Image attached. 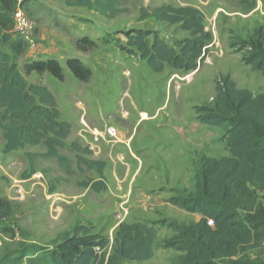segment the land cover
I'll use <instances>...</instances> for the list:
<instances>
[{
	"label": "rangeland",
	"instance_id": "374dc122",
	"mask_svg": "<svg viewBox=\"0 0 264 264\" xmlns=\"http://www.w3.org/2000/svg\"><path fill=\"white\" fill-rule=\"evenodd\" d=\"M112 1L114 16L99 15L95 8L77 7L63 0L21 1L22 11L35 29L24 40L25 52L16 57L17 69L27 82L46 87L56 99L60 120L72 124L69 123L71 131L65 147L59 149V156L68 162L45 157L43 145L4 154L0 130V198L12 206L10 215L0 219V264H50L47 251L78 227L89 228L90 233L94 230L107 238L110 253L117 224L129 220L125 219L128 214L117 219L127 210L119 205L124 200L121 195L127 192L131 178L139 170L134 186L148 191L146 195L152 200L145 202L154 207V214L159 215L156 219L192 225V216L159 201L166 203L164 197L174 196L170 188L181 183H186L187 188L180 194L193 189L195 164L200 159L196 155L213 159L227 156L224 144L218 141L227 127L200 124L193 107L211 105L215 80L224 76L230 77L236 89L247 90L254 96L264 93V78L242 64V51L230 46L239 39L248 40L255 28L264 27V0H256L252 9H244L235 0ZM163 6L193 7L205 17V28L212 41L205 61L194 72L177 73L166 67L164 73H154L146 61L135 55V49L127 46L124 34L132 30L157 34L172 46L187 37L178 26L154 18L141 20L143 10L150 13ZM13 33V29L0 30L1 51L10 53ZM81 37L92 40L95 47L88 52L78 51L75 40ZM46 50L50 53H42ZM41 57L53 58L61 64L62 82L47 73L24 74V65ZM70 58L79 59L90 69L87 83L75 80L65 67ZM174 83L179 89H175ZM131 99L135 108L130 105ZM125 112L128 117L123 119L121 114ZM91 119L106 122L119 133L126 121L133 138L128 148L124 143L114 147H117L114 156H122L123 161L115 158L116 165L107 169L113 191L94 193L85 188L84 183L99 176L95 170L79 165L76 154L69 148L73 142L85 148L83 138L88 141L87 133L95 130L89 128ZM146 148L149 150L138 152ZM86 158L97 159L92 152ZM113 167L116 173L122 167L131 169L125 183L114 184ZM258 203L264 208V193L258 194ZM158 228L154 258L142 264H180L183 254L164 247V242L175 237L176 232L164 226ZM243 258L253 263L264 262V242L244 253Z\"/></svg>",
	"mask_w": 264,
	"mask_h": 264
},
{
	"label": "trees",
	"instance_id": "16d2710c",
	"mask_svg": "<svg viewBox=\"0 0 264 264\" xmlns=\"http://www.w3.org/2000/svg\"><path fill=\"white\" fill-rule=\"evenodd\" d=\"M77 7L95 8L99 15L114 16L112 0H63ZM244 9H252L256 0H235ZM15 8L13 0H0V30L11 31L13 22L9 13ZM154 18L170 26H178L187 34L169 45L157 34L145 30H132L124 34L127 46L146 61L154 73L166 67L181 72L198 68L208 54L212 41L205 31V17L193 7L163 6L150 13L143 10L141 20ZM152 36V41L149 37ZM10 53L0 50V130L4 141L3 153L10 154L26 146L43 145L44 156L68 162L59 156L65 147L71 125L60 120L54 95L44 86L26 81L16 65V57L26 50L25 41L13 33ZM231 48L242 51L240 62L264 78V28L252 31L248 40L239 39ZM80 52H88L95 43L87 37L75 40ZM72 77L87 83L91 71L79 59L64 63ZM26 76L31 73L49 74L62 82L61 64L53 58H38L23 67ZM215 95L211 105L193 107L196 121L211 127L227 129L218 141L224 144L227 156L219 159L201 157L195 164L194 191L166 200L170 206L187 213L200 215L190 226L162 219L157 222L121 223L110 243L101 235H93L86 227L75 228L48 252L50 264H124L145 262L153 257L156 226L168 227L175 237L164 242L183 254L180 264H264L249 262L244 253L264 242V208L258 203V194L264 193V93L256 96L247 90L236 89L228 76L215 80ZM76 154L79 165L95 170L99 179L84 183L94 193L106 190L103 170L105 164L86 158L91 153L76 142L69 146ZM11 204L0 198V219L10 215ZM212 221L213 225H207Z\"/></svg>",
	"mask_w": 264,
	"mask_h": 264
},
{
	"label": "crops",
	"instance_id": "0c3cea01",
	"mask_svg": "<svg viewBox=\"0 0 264 264\" xmlns=\"http://www.w3.org/2000/svg\"><path fill=\"white\" fill-rule=\"evenodd\" d=\"M202 12V11H201ZM42 53H50L49 51H44ZM52 53V52H51ZM170 69V68H169ZM171 71L173 72H181V71H175V70H172ZM164 73V72H163ZM213 94H215V91H213ZM130 105H132L133 108H135V105L131 99L130 101ZM122 111V109H121ZM122 116H124L123 119L127 118V113L125 112V114H121ZM120 116V114H119ZM61 117H62V113H61ZM116 118L119 120V117L116 116ZM142 118H145V115H142ZM122 119V118H121ZM120 119V120H121ZM125 122V126L122 127V130L121 132L119 133L120 134V140L122 143H124V145L126 146V148H128V145L130 146L133 142V138L131 135H129V132H128V126H127V122ZM70 124H72V121L69 122ZM90 125V124H89ZM108 124H106V122H102V121H96L94 119H91V125L89 128H93L95 129L96 131L97 130H102L103 128L107 127ZM95 130H92V131H95ZM90 133H87V137H88V141L91 140V132ZM75 136H77V134L75 133ZM70 137V136H69ZM68 137V138H69ZM67 138V140H68ZM67 140L65 142H67ZM118 146V145H117ZM119 146H122L121 144ZM118 146V147H119ZM36 147V146H35ZM117 148V147H116ZM116 148H112L111 146L109 145H106L104 143L102 144H99L98 146V152L97 153H94V155L97 157V159L95 161H100L102 163L105 164V168L103 170V176H104V183H105V186H106V190L107 191H111L112 189H110L109 187V182H108V174H107V169L110 168L109 166H111L113 164V166L116 165V162H115V158L117 160V155L114 156L115 152L114 151H117ZM130 149V148H129ZM146 150H149L148 148L146 149H142V150H139L138 152L142 153V151H146ZM14 153V152H13ZM12 154V153H10ZM133 155V157L137 158L136 155L134 153H131ZM199 156L200 158L201 157H206L205 155H196V157ZM114 157V158H113ZM209 158V157H208ZM138 159V158H137ZM195 159V158H194ZM106 160V161H104ZM194 161V160H193ZM122 168H125V167H122ZM122 168H120V173H116L114 171V167H113V170H112V179L114 181V184L116 185L118 182L119 184H123L125 183L128 178H129V174H130V168H126V170H123ZM140 173V170L138 172V174ZM138 174H136L135 178H131L130 180V183H129V188L127 190V192L123 195H121V198H124V200L119 204L120 206H126L127 208V212H128V216L125 217V219H129L127 222H122V223H126V224H133V223H138V222H144V221H147L146 223H151V222H157L159 220L156 219L157 216H159L158 214H154L155 210H154V207H150L146 204L145 200H152L151 197L147 196L146 195V192H148L147 190L141 188V187H135L134 184H135V179L138 177ZM193 176V175H192ZM98 180V179H96ZM95 180V181H96ZM186 183H181L180 185L178 186H174V187H168L170 188L171 190L172 189H176L178 190L179 192H183L186 190ZM118 187V185H117ZM121 187V186H120ZM192 187V186H191ZM116 188V187H115ZM113 191V190H112ZM115 191V190H114ZM122 190L120 189V192ZM194 191V187L192 190H189L188 193H192ZM134 197V198H133ZM165 201L169 198H171V196H166L164 197ZM162 201V200H161ZM160 202V204L162 205H166L167 203H163V202ZM169 205V204H168ZM185 212V211H184ZM161 214V213H160ZM186 214H189L190 216H192V221H193V224L197 223L199 220H200V215L198 214H190V213H187ZM121 223L117 224V229H118V226L120 225ZM192 224V225H193ZM80 226V225H78ZM159 226H156L155 229H156V237L158 235V233L160 232ZM115 231V233H116ZM91 234L93 235H97L99 233L95 232L94 230H92ZM100 235V234H99ZM156 240V238H155ZM154 240V242H155ZM60 241V240H59ZM153 242V244H154ZM154 258V252H153V257L148 260V261H145V262H135V263H139V264H142V263H147L149 261H151L152 259Z\"/></svg>",
	"mask_w": 264,
	"mask_h": 264
},
{
	"label": "built area",
	"instance_id": "2783aa9c",
	"mask_svg": "<svg viewBox=\"0 0 264 264\" xmlns=\"http://www.w3.org/2000/svg\"><path fill=\"white\" fill-rule=\"evenodd\" d=\"M15 3V8L13 10L11 19L13 22V32L15 35H18L23 40H28L32 34V32L35 29V24L28 19V17L24 14L21 8V1L22 0H13ZM264 28V27H263ZM205 31H208L207 28H205ZM205 61V60H204ZM203 61V62H204ZM202 62V63H203ZM200 64L198 65V67ZM195 71V70H194ZM193 71V72H194ZM175 76L172 78V82ZM175 84V83H174ZM175 89H179V85L175 84ZM213 100V99H211ZM81 136V135H80ZM82 137V136H81ZM83 138V137H82ZM85 142V148L91 153H97L98 152V146L99 144H106L114 148L118 144H122L120 140V134L119 131H117L116 128L107 126L103 129V131H92L91 132V140L86 141V138H83ZM117 160L122 162L123 158L122 156H117ZM128 212L127 210H123L122 215H118L117 219L120 220L123 216H127ZM208 226H212V221L207 222Z\"/></svg>",
	"mask_w": 264,
	"mask_h": 264
}]
</instances>
